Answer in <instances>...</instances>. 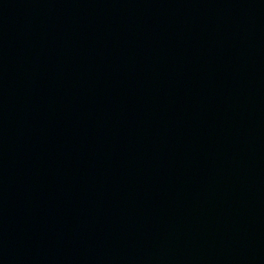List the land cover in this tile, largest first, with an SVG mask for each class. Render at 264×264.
Instances as JSON below:
<instances>
[{"label":"water","instance_id":"obj_1","mask_svg":"<svg viewBox=\"0 0 264 264\" xmlns=\"http://www.w3.org/2000/svg\"><path fill=\"white\" fill-rule=\"evenodd\" d=\"M0 264H264V0H0Z\"/></svg>","mask_w":264,"mask_h":264}]
</instances>
